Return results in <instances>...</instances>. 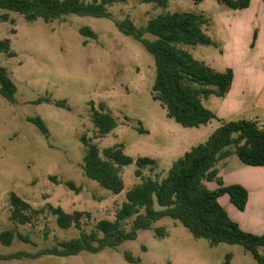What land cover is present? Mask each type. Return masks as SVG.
<instances>
[{"label": "rangeland", "instance_id": "1", "mask_svg": "<svg viewBox=\"0 0 264 264\" xmlns=\"http://www.w3.org/2000/svg\"><path fill=\"white\" fill-rule=\"evenodd\" d=\"M210 2L227 9L215 0L200 4L168 0L165 9L142 0H120L108 7L111 19L67 15L49 23L41 19L28 22L17 13L0 10V40H8L9 52L14 54L9 57L0 52V68L6 70L16 87L14 104L0 95V233L12 231L22 236L16 235L9 246L0 241V251L4 256L17 252L33 255L0 260L4 261L0 264H130L124 252L140 264H223L227 254L234 256L231 264H257L241 246L209 247L205 240L194 239L180 223L169 218L153 224L162 229L161 236L154 230L139 231L135 240L96 254L82 251L69 257L36 256L58 242L78 238L80 231L59 228L55 216L48 211L33 216L31 224L19 225L9 220L10 193L33 210L49 204L67 214L89 213V218H81L86 234L95 230L98 221L115 219L126 201V192L141 179L134 176V164L124 167V188L117 195L87 179L81 168L82 135L97 145L101 155L106 148L119 144L133 159L154 160L155 167L144 169L142 177L158 181L166 176L174 161L207 140L213 132L210 126L183 128L152 99L153 58L136 40L121 34L114 21L128 18L136 27H144L148 20L164 13L206 16L217 9L202 13L210 8ZM4 14L6 21L1 19ZM82 27L93 31L96 39L83 37L79 31ZM144 38L153 39L148 34ZM181 46L196 60L202 49L214 51L204 46ZM41 98L52 103H37ZM55 102H64L65 107H57ZM100 104L117 121V127L104 138H96L91 122V108L98 109ZM31 118L43 121L48 136L29 121ZM230 157V161L240 162L235 154ZM68 181L79 188L78 193L64 185ZM204 185L208 190L216 188L214 182ZM132 219L126 222V228Z\"/></svg>", "mask_w": 264, "mask_h": 264}, {"label": "trees", "instance_id": "2", "mask_svg": "<svg viewBox=\"0 0 264 264\" xmlns=\"http://www.w3.org/2000/svg\"><path fill=\"white\" fill-rule=\"evenodd\" d=\"M120 0H0V10L14 12L33 22L41 19L45 23L62 20L67 15L111 19L108 7ZM200 4L203 0H191ZM232 11H241L249 7L251 0H215ZM264 4V0H261ZM165 9L168 0H142ZM6 21V14L1 16ZM207 20L202 14L193 12L164 13L148 20L144 27H136L125 18L114 21L116 29L123 35L132 37L152 56L155 65V78L152 85V99L166 110V116L183 128H199L218 121L219 126L207 140L190 148L183 156L173 162L167 174L160 181L143 178L142 172L152 170L156 163L148 157L136 159L124 153L122 145L106 148L101 155L96 144L85 135L80 142L84 148L82 171L84 176L96 182L101 188L117 195L123 188L121 171L134 164V176L140 178L139 184L128 190L126 201L122 203L113 221L100 220L95 230L86 234L82 229L81 218L90 217L89 213H65L60 207L47 204L42 209L33 210L31 206L16 196L9 195V220L19 225L31 224L33 216L45 211L55 216L61 229L75 228L80 231L78 238L58 242L56 246L37 253L58 257L75 256L82 251L92 254L105 248L115 249L125 241H133L139 231L154 230L161 236L162 229L153 224L169 218L180 223L194 239L205 240L209 247L219 244L238 245L249 252L257 264H264V232L251 235L243 232L220 206L218 198L228 195L230 203L243 210L247 201V192L240 185L225 186L218 176L217 164L233 153L247 166L264 167V127L256 122L237 120L223 122L203 106V100L210 96L223 97L229 90L233 78L227 69L218 72L198 61L181 45L214 46L203 28ZM85 38L96 39V34L87 27L80 28ZM151 35L152 40L144 38ZM0 52L13 57L9 52V41L0 40ZM16 87L6 70L0 68V95L10 104L15 103ZM37 103H52L41 98ZM64 102H55L57 107H65ZM40 132L48 136V130L40 118H31ZM91 122L96 138H104L117 127L116 119L106 110L104 104L98 109L91 108ZM140 133L142 131L140 130ZM232 148V151L230 150ZM54 180V178H51ZM214 182L216 188L208 190L204 183ZM64 185L78 193L73 182ZM132 221L129 228L126 222ZM101 233L102 236L98 237ZM21 235L12 231L0 233V241L9 246L14 237ZM33 255L17 252L0 256V260L31 258ZM125 260L130 264H140L129 252H124ZM231 255L225 256L223 264H229Z\"/></svg>", "mask_w": 264, "mask_h": 264}, {"label": "crops", "instance_id": "3", "mask_svg": "<svg viewBox=\"0 0 264 264\" xmlns=\"http://www.w3.org/2000/svg\"><path fill=\"white\" fill-rule=\"evenodd\" d=\"M209 6L202 13L217 9L204 16L207 24L203 30L215 45L204 47L214 51L202 49L198 61L218 72L230 69L233 78L223 97L210 96L203 100V106L220 121L248 120L264 127V4L251 0L249 7L241 11L219 9L211 2ZM219 124L212 120L199 129L210 126L214 131ZM231 158L217 164L218 176L225 186H242L247 201L242 211L230 203L226 194L218 202L243 232L259 236L264 232V167L247 166ZM0 255L4 256L1 251Z\"/></svg>", "mask_w": 264, "mask_h": 264}, {"label": "water", "instance_id": "4", "mask_svg": "<svg viewBox=\"0 0 264 264\" xmlns=\"http://www.w3.org/2000/svg\"><path fill=\"white\" fill-rule=\"evenodd\" d=\"M152 95H153V93H152Z\"/></svg>", "mask_w": 264, "mask_h": 264}]
</instances>
